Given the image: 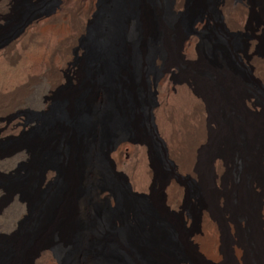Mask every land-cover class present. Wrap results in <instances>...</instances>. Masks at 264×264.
Returning a JSON list of instances; mask_svg holds the SVG:
<instances>
[{
  "label": "bare ground",
  "instance_id": "bare-ground-1",
  "mask_svg": "<svg viewBox=\"0 0 264 264\" xmlns=\"http://www.w3.org/2000/svg\"><path fill=\"white\" fill-rule=\"evenodd\" d=\"M99 1L85 0L81 7L84 0H37L28 5L20 29L0 45L3 65L24 54L28 42L38 41L39 54H30L27 67L23 65L28 69L27 80L28 71L41 75L48 70L47 60L40 55L71 36L56 32L54 25L79 13L83 29L77 26L71 34L82 43L89 36L82 45L80 86L70 87L54 106L41 110L45 112L42 126L28 146L0 156L1 167L21 166L19 185L9 191L8 204L19 205L23 218L12 229L16 233L5 249H0V264H57L47 241L52 233H58L75 264H182L191 260L197 248L207 259L221 262L222 224L206 202H201L195 216L200 228L188 236L166 218L164 198L155 197L151 188L154 167L143 140L148 132L161 141L170 165L173 160L178 171L198 177L203 196L213 194L210 188L215 185L221 187L224 170L230 163L236 165L232 198L240 220L251 222L256 264H264V202H258L255 195L256 190L264 191V119H253L245 102L263 109L264 103L252 102L249 91L238 95L242 82L227 61L245 70L251 60L257 65L255 37L241 50H228L229 55L222 46L229 39L230 26L237 27L233 23L244 26L250 3L196 0L200 11L195 15L182 13L188 8L187 0H106L101 9ZM208 16L216 19L219 38L212 44L211 61L203 60L199 49L198 27L206 26ZM184 56L201 62L206 72L203 82L225 116L224 121H216L221 131L218 148L202 158V151L213 142L211 103L190 78L173 79L171 69ZM55 64L59 75L52 87L57 89L64 65ZM256 70L264 81V70L259 66ZM256 85L248 71V88ZM38 157L41 164L35 163ZM115 167L125 171L130 182ZM97 177H101L98 185ZM170 181L169 203L171 196L183 194L177 179ZM86 182L90 183L87 187ZM93 197L105 198L103 213L94 220L76 222L75 206ZM79 213L87 215L83 202ZM234 224L233 231L238 227ZM233 244L231 264H245V242L236 238Z\"/></svg>",
  "mask_w": 264,
  "mask_h": 264
},
{
  "label": "rangeland",
  "instance_id": "rangeland-1",
  "mask_svg": "<svg viewBox=\"0 0 264 264\" xmlns=\"http://www.w3.org/2000/svg\"><path fill=\"white\" fill-rule=\"evenodd\" d=\"M100 1L99 5L101 9V6L103 7L105 4H107V1ZM32 2L33 4L28 3V5L32 6L36 4L37 0H33ZM248 2L250 4L246 22L243 26L244 28L236 22L233 23V27H237L232 28L230 26V29H232L231 31L228 28L229 25L227 26L228 22L224 21L225 27L229 29L230 35L227 43H223L222 46L225 47L228 54V50L231 51V49L241 50L245 42L250 41V37H255V56L257 57V65L255 62H253V60H251L253 64H246L245 70L235 64L234 61L232 62L230 59L227 61L240 79V82L244 83H241V90L239 89L240 92L238 91V95L242 97V95L248 94L249 91L250 93L252 92V97L250 99L252 102L256 103L259 101L264 103V81L260 78L261 76L257 74L256 70L257 66L264 70V0H248ZM82 3L83 4L81 7L84 6L85 0ZM187 3L188 8L187 10L182 11L183 14H187L189 12L190 14L196 15L199 13L200 8L198 7L196 0H187ZM28 5L25 3V0H2L0 2V45L6 43L7 40L20 29V26L26 17L25 14L27 12ZM186 11L188 12L186 13ZM216 22L217 21L215 18L208 16L206 19V26L204 25L203 28L198 27L200 31L199 49L203 60L211 61L212 58H214L212 55V44L214 42L216 43V40H219ZM58 24L60 26H57V24L54 25V30L56 32L67 35L69 34L72 37L69 36L68 39L61 38L59 43L57 42L56 46L51 47L52 49L47 48L45 53L40 55L44 57L49 64L47 71L43 72L41 75H35L28 71V81L26 80V61L29 60L30 54H39L38 41L35 39L26 44L24 54L20 55L21 57L15 55L3 65L0 64V156L11 153L18 147L28 146V144H30L38 134L40 130L39 127L42 126L43 120L41 118L45 112L41 110H46L45 107L47 106H54L59 101L60 97L58 96L68 91L70 87L78 88L80 86V71L82 75H84V69L82 70L80 68V65L84 61L85 53L82 45H85L89 36L85 35L84 32L85 38L83 39L82 43L81 38H76L75 35L71 34V32L73 34L76 33L74 29L77 26L83 29V22L82 20L80 21L79 13H77L76 16L74 15L71 20H69L67 17ZM234 24L236 25L234 26ZM57 61L61 62V64L64 65V68L63 72L60 73L59 86L57 89H55L52 87L55 81L52 80L53 78L56 80L59 75L56 73L57 70L55 68V63ZM171 70L173 74L172 77L175 81H180L181 79L188 77L192 80L195 86L206 92V97L208 98V101H210L209 103H211L210 107L213 122L210 125V136L213 142L209 147L202 151L203 155L201 153V158L205 155V153H208V155L213 154L216 151V148H218L215 146L217 145L216 142H218L217 140L221 132L219 131L216 121H224L225 116L224 111H222V109L217 106L214 100L215 94L212 93V91H209L203 82V76L206 75V72L202 68L200 61L187 59L185 56L184 61H182L177 67H173ZM248 71L250 76L254 77L258 83L255 88H248ZM254 72L257 76H259H255ZM34 75L38 78H35ZM21 83L23 84L21 85ZM51 91H54V94H52ZM238 97L239 96H236V99ZM147 101L149 102V99H147ZM21 104H23V106ZM245 104L247 107H250L249 110L253 116V119L259 122L261 119H264L263 108L248 106V102H245ZM39 121L40 124L38 123ZM143 136V140L146 141V146L150 151L154 167V181L151 184V188L153 189V194L155 197L159 195L163 196V202L166 207V218L168 219L169 223L175 228H180L184 235L188 236L191 231L195 230V227L197 228V226H200L199 223L197 225L195 222V216L200 209L201 202L204 201L208 204L209 208L211 207L210 210L213 216L218 220V222L220 221L219 223L222 224L221 233L224 245L222 247L221 262H215L207 259L197 248L198 251H196V254L192 250L191 260L182 264H231L235 260L233 239L236 238L244 241L248 249V261L245 264H256L253 251L254 247L250 239L251 222L247 221L246 224H244V222L240 220L241 214L232 198V183L234 180L236 181V165H231L230 163L229 167L224 170L223 178L225 179H223L221 187L215 185V188H210V190H213L211 191L213 194L209 193L203 196L199 191L200 181L198 177L178 171V165L173 160H171L173 166L167 162V157L164 155L163 151V145L156 134L151 135L148 132ZM41 161V157H38L35 163L41 164ZM27 163L25 162V164ZM19 167L21 168V166ZM19 167L0 166V190H2L0 194V249H5L7 246V241H9L14 233H16V231L12 232V229L16 226V224H19L20 221L23 220V218H21L22 208L19 205L13 206L8 204L9 191L11 188L19 185L17 182L21 176L20 174H22ZM115 170L117 174L129 181L130 176L125 171L118 170L116 167ZM172 177L177 179L176 185L180 187V189L183 191V194H175L171 196V202L169 203L170 194L168 189H170L172 186L170 181L172 180ZM97 178L98 179L95 181L96 185H98L101 181V177ZM166 182H170V184H166ZM89 184V182H86L85 186L87 187ZM137 194L143 197L153 198L152 195L149 196V193L141 194L137 192ZM106 195L110 197L109 194ZM255 195L256 199H258V202H264V191L256 190ZM214 196H216V199ZM82 202L86 206V216H83L79 213ZM82 202L75 206L76 222H78V220L82 222L94 220L97 218V216L103 213L105 207V198L93 197L91 200L84 198V201ZM5 205L10 206L7 207ZM234 222L237 223L238 227L237 230L234 229L233 231V228H235ZM88 237L92 239L91 235H88ZM47 241L51 245L53 250L52 252L56 260L55 262L57 264H75L69 256L67 250H65L62 246L58 233H52L49 235L47 237Z\"/></svg>",
  "mask_w": 264,
  "mask_h": 264
},
{
  "label": "trees",
  "instance_id": "trees-1",
  "mask_svg": "<svg viewBox=\"0 0 264 264\" xmlns=\"http://www.w3.org/2000/svg\"><path fill=\"white\" fill-rule=\"evenodd\" d=\"M8 4H9V2H8Z\"/></svg>",
  "mask_w": 264,
  "mask_h": 264
}]
</instances>
